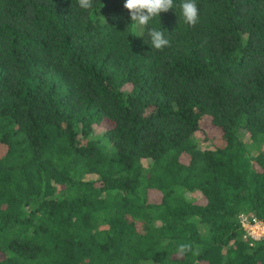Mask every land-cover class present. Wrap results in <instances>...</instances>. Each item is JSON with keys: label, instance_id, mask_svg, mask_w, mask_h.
Segmentation results:
<instances>
[{"label": "trees", "instance_id": "1", "mask_svg": "<svg viewBox=\"0 0 264 264\" xmlns=\"http://www.w3.org/2000/svg\"><path fill=\"white\" fill-rule=\"evenodd\" d=\"M123 2L0 0V264H264V0Z\"/></svg>", "mask_w": 264, "mask_h": 264}, {"label": "clouds", "instance_id": "2", "mask_svg": "<svg viewBox=\"0 0 264 264\" xmlns=\"http://www.w3.org/2000/svg\"><path fill=\"white\" fill-rule=\"evenodd\" d=\"M175 4L176 0H124L123 7L129 11L133 31L137 33L136 36L144 38L147 35L148 42L152 48L162 50L169 46L170 41L166 38L161 28H154L151 24L152 21L159 20L161 13L167 12L169 9H175ZM79 6L85 10L90 9L92 0H79ZM179 8V15L187 25L198 23L199 9L197 0H179ZM259 221L262 222L261 220ZM262 223L264 224V222ZM246 230L248 232L247 228ZM257 231H259L258 228ZM254 237L259 239L263 238L264 235ZM187 247L186 245H180L179 249L183 252L187 250Z\"/></svg>", "mask_w": 264, "mask_h": 264}, {"label": "built area", "instance_id": "3", "mask_svg": "<svg viewBox=\"0 0 264 264\" xmlns=\"http://www.w3.org/2000/svg\"><path fill=\"white\" fill-rule=\"evenodd\" d=\"M240 221L243 225V227L248 229V234L251 236H257L261 237V235H264V224L262 222H260L256 217L254 216H244L241 215L240 216ZM257 228L259 231H257ZM259 232V234H257L256 232ZM256 233V234H254ZM255 238V237H254Z\"/></svg>", "mask_w": 264, "mask_h": 264}, {"label": "rangeland", "instance_id": "4", "mask_svg": "<svg viewBox=\"0 0 264 264\" xmlns=\"http://www.w3.org/2000/svg\"><path fill=\"white\" fill-rule=\"evenodd\" d=\"M129 88V86L126 87V89ZM108 128V124L106 122H102L100 124H96L93 126V130H94V134H100L102 132H104L106 129ZM211 126L209 124L208 121H201L200 122V133L199 135L201 136H204L202 131H207L209 133V137L213 135V130H211ZM209 143L208 142H205V143H202V145H208ZM256 232V231H255ZM257 234H259V232H256ZM255 233V234H256Z\"/></svg>", "mask_w": 264, "mask_h": 264}]
</instances>
